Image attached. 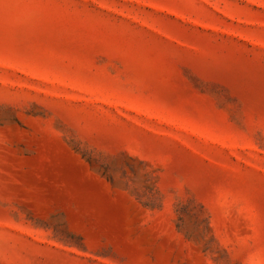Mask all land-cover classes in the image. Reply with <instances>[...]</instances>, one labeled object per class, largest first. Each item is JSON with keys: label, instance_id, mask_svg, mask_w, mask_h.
<instances>
[{"label": "rangeland", "instance_id": "1", "mask_svg": "<svg viewBox=\"0 0 264 264\" xmlns=\"http://www.w3.org/2000/svg\"><path fill=\"white\" fill-rule=\"evenodd\" d=\"M0 264H264V0H0Z\"/></svg>", "mask_w": 264, "mask_h": 264}]
</instances>
